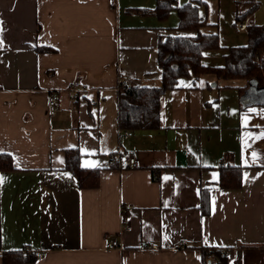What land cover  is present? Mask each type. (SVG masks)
I'll list each match as a JSON object with an SVG mask.
<instances>
[{"label": "crops", "instance_id": "0c3cea01", "mask_svg": "<svg viewBox=\"0 0 264 264\" xmlns=\"http://www.w3.org/2000/svg\"><path fill=\"white\" fill-rule=\"evenodd\" d=\"M177 1L198 6L204 32H234L237 6L251 11L240 22L260 23L264 8ZM158 2L0 0V153L16 167L1 174L0 264L4 251L23 248L43 252L26 264H219L205 260L204 246L228 252L227 264H264V99L243 102L248 80L183 77L162 95L160 127H119V75L161 85V36L197 34L178 28L176 9L156 14ZM69 148L83 167L101 169L99 186L80 187L66 168ZM229 165L244 167L240 187L220 186ZM113 240L123 248H107ZM143 242L160 248L141 250Z\"/></svg>", "mask_w": 264, "mask_h": 264}, {"label": "trees", "instance_id": "16d2710c", "mask_svg": "<svg viewBox=\"0 0 264 264\" xmlns=\"http://www.w3.org/2000/svg\"><path fill=\"white\" fill-rule=\"evenodd\" d=\"M176 9L179 14V29L195 30L196 35H163L160 38L159 65L162 69V84L147 86L134 84L120 87L118 100V124L122 130L158 128L161 126V99L168 88H173L183 77L198 78L205 73H214L223 79H246L243 89V102L264 99V22H249L246 27L249 42L246 45L231 46L225 54L223 65H208L203 61L205 52L220 46L218 31L204 32L207 25L201 20L197 5L193 2L180 5L177 0H159L154 12L167 17ZM143 12H149L142 9ZM251 11H243L237 6L236 21L245 20ZM50 51L51 47H39ZM258 94V95H257ZM256 95V96H255ZM264 104V100H261ZM246 104V103H245ZM82 153L78 148L66 150V168L71 170L79 180L81 188H95L100 184V168H87L81 164ZM15 164L11 154L0 153V178L4 171L14 170ZM242 166H222L219 184L221 187H240L243 182ZM202 209L205 214L210 211L209 189H201ZM205 260L214 256L219 264H227L228 252L215 247H202ZM227 251V250H226ZM34 250L23 248L4 251V264H26L35 259ZM206 260V261H207Z\"/></svg>", "mask_w": 264, "mask_h": 264}, {"label": "rangeland", "instance_id": "374dc122", "mask_svg": "<svg viewBox=\"0 0 264 264\" xmlns=\"http://www.w3.org/2000/svg\"><path fill=\"white\" fill-rule=\"evenodd\" d=\"M240 6L242 5V3H239ZM259 12V16L255 17V21L258 20L260 23L264 22V8L262 6H260L258 8ZM235 12V10H234ZM174 17H176V11H174V13L172 14ZM238 24L239 21H236V17H235V26L234 29L235 31H231L230 29H224L222 27V29L220 30H216L220 31L219 33V39H220V46L214 49H208L206 52V58L205 61L206 63L208 62V64H210L211 66L216 65H223L225 63L226 57L225 54L229 51L231 46H239V45H246L249 42V37H248V32L245 31H239L238 30ZM212 32L215 31L214 28H211Z\"/></svg>", "mask_w": 264, "mask_h": 264}, {"label": "built area", "instance_id": "2783aa9c", "mask_svg": "<svg viewBox=\"0 0 264 264\" xmlns=\"http://www.w3.org/2000/svg\"><path fill=\"white\" fill-rule=\"evenodd\" d=\"M239 28L240 29H246L247 27V23L246 22H239ZM120 77V86H133L134 82L127 79L122 73L119 75ZM73 89L77 92H85L87 90L86 87H83L79 82H75L73 84ZM58 100H59V94L58 91H50L49 93V97H48V106H49V112L51 114L56 113L57 108H58ZM93 103H96V100L92 101ZM128 134H131L130 131H127ZM128 161L129 164L132 167H139L140 166V162L139 160L134 156H129L128 157ZM186 244L185 241H180L178 243L175 244V247H181L184 246ZM107 248H123V246L121 245V243L118 240H113L110 241L106 244ZM139 248L141 250H147V249H159L160 245L157 243H153V242H143L140 244ZM34 256L37 258H41L43 256V252L42 251H38V250H34Z\"/></svg>", "mask_w": 264, "mask_h": 264}, {"label": "snow or ice", "instance_id": "6c2138e0", "mask_svg": "<svg viewBox=\"0 0 264 264\" xmlns=\"http://www.w3.org/2000/svg\"><path fill=\"white\" fill-rule=\"evenodd\" d=\"M2 179H3V178H0V182H2Z\"/></svg>", "mask_w": 264, "mask_h": 264}]
</instances>
